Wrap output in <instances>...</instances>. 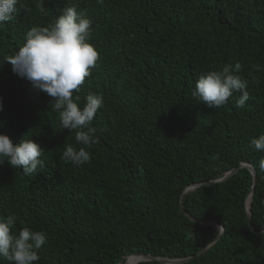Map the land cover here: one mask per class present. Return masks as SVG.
<instances>
[{"label":"trees","instance_id":"16d2710c","mask_svg":"<svg viewBox=\"0 0 264 264\" xmlns=\"http://www.w3.org/2000/svg\"><path fill=\"white\" fill-rule=\"evenodd\" d=\"M73 5L90 19L99 54L73 98L80 106L89 93L104 99L92 122L98 143L81 166L62 158L67 145H79L75 131L60 128L51 97L6 60L28 29L51 26ZM16 7L0 24V133L13 144H40L43 167L26 175L0 164V217L15 214L14 231L46 232L37 264H126L135 254L155 257L135 264H264V152L249 143L264 134V0H19ZM237 63L249 93L243 108L235 106L239 92L214 109L191 97L201 74Z\"/></svg>","mask_w":264,"mask_h":264},{"label":"clouds","instance_id":"9594fccd","mask_svg":"<svg viewBox=\"0 0 264 264\" xmlns=\"http://www.w3.org/2000/svg\"><path fill=\"white\" fill-rule=\"evenodd\" d=\"M18 3L19 0H0V24L13 19ZM90 28V19L79 13L75 5L66 7L51 26L28 29L22 46L6 59L15 74L28 80L34 90L51 97L49 107L59 113L60 128L75 131L79 147L69 144L62 152V158L74 166L91 160L89 149L99 139L92 122L104 105L103 95L98 93L87 94L82 106L79 95L73 98V93L80 91L99 60L97 50L89 42ZM240 70L241 65L237 63L204 72L196 80L191 97L214 109L227 104L233 94L239 92L235 106L243 108L249 93ZM249 143L254 150L264 152V134L251 138ZM42 154V146L32 139L22 138L13 144L7 135L0 133V164L7 161L24 174L33 175L43 167ZM259 168L264 170V158L259 160ZM15 223V214L0 217V260L9 264H37L38 250L48 240L46 232L30 227L14 231Z\"/></svg>","mask_w":264,"mask_h":264},{"label":"water","instance_id":"95a60500","mask_svg":"<svg viewBox=\"0 0 264 264\" xmlns=\"http://www.w3.org/2000/svg\"><path fill=\"white\" fill-rule=\"evenodd\" d=\"M242 165H245V164H242ZM237 168H234L232 169L230 172H228L225 176L219 178V179H216V180H213V181H210L209 183H214V182H220V181H223L225 179H227L229 176H231L232 174H234L236 172ZM251 172H252V175H253V182H252V188H251V191L249 193V201L247 203V218L249 219L250 218V198H251V195H252V191H253V188H254V184H255V172L254 170L251 168ZM216 225H218V223H215ZM219 226V225H218ZM221 228V232L224 231V227L223 226H220ZM132 258L135 257L136 259H134L133 261L131 262H127L126 264H135L136 262H138L140 259H144V260H150V259H155L154 256H151V255H145V254H135V255H132L131 256ZM187 258H181V259H161L163 262L165 263H169V264H173V263H178V262H182L184 260H186Z\"/></svg>","mask_w":264,"mask_h":264},{"label":"bare ground","instance_id":"6f19581e","mask_svg":"<svg viewBox=\"0 0 264 264\" xmlns=\"http://www.w3.org/2000/svg\"><path fill=\"white\" fill-rule=\"evenodd\" d=\"M134 259H136L135 257H133V258H131L128 262H131V261H133Z\"/></svg>","mask_w":264,"mask_h":264}]
</instances>
